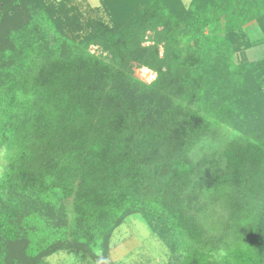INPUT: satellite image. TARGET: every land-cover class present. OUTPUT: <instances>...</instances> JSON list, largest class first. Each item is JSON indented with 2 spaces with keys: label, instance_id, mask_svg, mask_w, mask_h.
I'll return each mask as SVG.
<instances>
[{
  "label": "trees",
  "instance_id": "16d2710c",
  "mask_svg": "<svg viewBox=\"0 0 264 264\" xmlns=\"http://www.w3.org/2000/svg\"><path fill=\"white\" fill-rule=\"evenodd\" d=\"M101 4L0 0V264L105 260L132 216L175 264H264V0Z\"/></svg>",
  "mask_w": 264,
  "mask_h": 264
},
{
  "label": "rangeland",
  "instance_id": "374dc122",
  "mask_svg": "<svg viewBox=\"0 0 264 264\" xmlns=\"http://www.w3.org/2000/svg\"><path fill=\"white\" fill-rule=\"evenodd\" d=\"M48 1L57 2L59 0ZM180 1L185 7L191 2V0ZM72 2L79 8L83 18L102 17L104 21L107 20L101 0H72ZM245 29L249 41L259 43L252 49L251 59L264 58V44H260L262 36L257 26L251 23ZM149 44V41L145 43V45ZM89 52L102 57L106 56V52L102 51L98 45H91ZM159 52L161 55V47ZM134 75L145 83H149L155 78V74L145 68H135ZM219 134H222V132L220 131ZM4 156L5 149L0 146V177L4 172ZM64 204L71 213V200H66ZM69 217L71 218V215ZM153 234L142 218L139 216L128 217L113 231L105 260L94 259L92 264H175L171 259L170 250L166 243ZM100 254L98 252V255ZM86 262H83L80 254L73 250L53 255L45 260L46 264H86Z\"/></svg>",
  "mask_w": 264,
  "mask_h": 264
}]
</instances>
